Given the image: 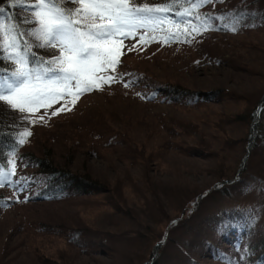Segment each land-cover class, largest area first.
<instances>
[{
  "label": "rangeland",
  "instance_id": "rangeland-1",
  "mask_svg": "<svg viewBox=\"0 0 264 264\" xmlns=\"http://www.w3.org/2000/svg\"><path fill=\"white\" fill-rule=\"evenodd\" d=\"M263 7L264 0H255L239 15L251 22L252 14L264 16ZM253 24L224 29L230 33L209 31L189 46H129L122 50L114 85L82 96L58 118L35 108L32 136L19 150L26 154L23 168L0 175L7 203L0 209V264H143L165 235L168 219L185 220L187 199L215 183L218 161L227 176L237 167L242 146L231 142L238 134L225 113L247 112L264 93V25ZM127 51L132 55L124 58ZM133 70L143 86L132 78ZM153 82L230 95L170 106L149 98L145 90ZM6 83L0 80L1 91ZM71 97L66 93L55 101ZM260 106L257 119L264 127V100ZM259 146L264 157V139ZM194 147L203 154L191 152ZM31 155H47L49 165L105 181L109 197H35L29 183L35 178L25 175L35 171ZM258 171L264 177V162ZM240 198L246 204L263 200L257 191ZM185 226L172 235L182 248L191 239ZM170 250L178 252L173 244Z\"/></svg>",
  "mask_w": 264,
  "mask_h": 264
},
{
  "label": "trees",
  "instance_id": "trees-1",
  "mask_svg": "<svg viewBox=\"0 0 264 264\" xmlns=\"http://www.w3.org/2000/svg\"><path fill=\"white\" fill-rule=\"evenodd\" d=\"M31 1L0 0V7L4 9L0 12V21L8 25L15 24L19 31L27 33L32 29L33 23L22 21L31 20L33 16L29 12L33 9L29 6ZM143 2L149 3V6H161L164 0H143ZM167 2L172 3V0H167ZM195 2L197 0H175L171 11L156 14L162 22L155 23L150 28L136 29L132 35L120 38L122 43L117 42L113 55V59L119 62L114 66L107 65L97 69L90 91L77 93L76 88L72 86L70 94L72 97L69 101L56 102L53 100L50 102L51 107H39L41 110L39 113L58 118V115L64 112L61 110L56 115H52L57 109L68 108L82 96L99 91L104 86L114 85L115 77L119 75L116 69L122 60V50L129 46L133 48L135 45L134 50L153 44L163 46L172 43V45L189 46L199 42V36L209 31L212 32V30L218 33L224 29L234 31L236 28H252L253 23L264 25V16L252 14L251 22H244L243 17L239 15L240 8L241 10L248 8L255 0H208V3L193 9L191 3ZM76 6L73 4L70 7L75 8ZM185 9L189 10L187 14H177L184 12ZM261 11L264 12V7ZM193 28H199L200 31H193ZM224 33L230 32L224 30ZM24 40H28L31 44L29 59L35 64H39L41 60L48 61L60 54L58 47H39L40 41L28 35L21 38L22 43ZM126 54L132 55L127 51L123 54L124 58ZM32 66L33 64L30 63L29 67ZM15 67L16 65L11 60L3 59V54L0 53L1 81L11 82L14 79L11 73ZM132 72L134 75L132 78L136 84L143 86L142 76L134 70ZM148 82L151 83V81ZM145 92L149 94V98L154 97L159 103L178 107L192 106L191 103L195 101L207 103L216 95L217 100L221 98L227 100L230 95L218 90L215 92L192 90L172 82H153L151 86L146 87ZM262 100H264V93L254 107L247 112L240 109L234 115L225 113L226 122L235 124L234 131L238 134L235 139L231 138V142L240 143L242 146L241 156L234 173L227 176L224 166L220 164L221 160L218 161L216 167L219 168L214 171L215 183L203 192L187 199L191 204L187 208L188 216L185 220L168 219L169 224H167V230H164L165 235L159 237L157 245L155 244L143 264H204L205 262L200 261L203 257L206 260L212 259V261L223 264H264V177L258 171L264 162L262 149L259 146L264 139V127L257 119V111L262 107L260 106ZM65 103L66 106H64ZM34 109L21 113L12 109L6 101H0V175L4 173V178L7 174L13 175L16 168H23L22 161L26 154L19 153V150L32 136L33 115L30 117V113ZM25 131L30 132L31 135L25 136V143L20 144V134ZM191 150L196 154H203L195 147ZM46 159H48L47 155ZM46 159L35 158L31 155L30 161L35 171L25 173L27 177L35 178L29 182L32 185V191H35V197H50V201L80 195L101 198L106 194L109 197L105 181L98 183L89 178L87 174L80 175L67 169H58L49 165ZM26 176L23 178H27ZM255 191L263 197L261 203L246 204L245 199L240 198L243 194L248 196ZM4 199L0 192V209L7 204ZM184 207L181 209L183 210ZM187 222H192L194 228L190 229ZM182 224L191 230L185 235L191 236L186 248L180 247L172 236L180 233L177 229L181 228ZM172 244L178 252L168 251Z\"/></svg>",
  "mask_w": 264,
  "mask_h": 264
},
{
  "label": "snow or ice",
  "instance_id": "snow-or-ice-1",
  "mask_svg": "<svg viewBox=\"0 0 264 264\" xmlns=\"http://www.w3.org/2000/svg\"><path fill=\"white\" fill-rule=\"evenodd\" d=\"M173 3L175 0L172 3L164 0L161 6H149L143 0H37L29 5L35 9L31 20L22 21L33 23L27 33L19 31L15 24L0 23V53L3 59L16 65L11 73L14 79L4 86L6 94L0 91V101L24 113L51 107V101L71 94L72 86L77 93L90 91L97 69L119 62L113 55L117 42L122 43L120 38L162 22L156 14L168 13ZM205 3L208 0H197L191 3V8ZM73 4L77 6L70 7ZM3 11L0 7V12ZM188 11L177 14L185 15ZM25 35L40 41L39 47H58L59 56L35 64L29 59L31 44L28 40L21 42ZM134 48L135 45L129 51ZM61 110L70 109H57L52 115ZM28 135L31 133H21L19 143L24 144Z\"/></svg>",
  "mask_w": 264,
  "mask_h": 264
}]
</instances>
